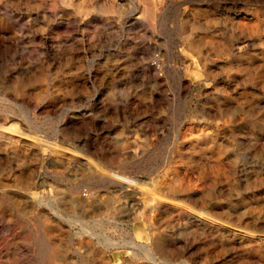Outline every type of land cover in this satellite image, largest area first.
Returning a JSON list of instances; mask_svg holds the SVG:
<instances>
[{"label":"rangeland","instance_id":"374dc122","mask_svg":"<svg viewBox=\"0 0 264 264\" xmlns=\"http://www.w3.org/2000/svg\"><path fill=\"white\" fill-rule=\"evenodd\" d=\"M102 260L264 264V0H0V264Z\"/></svg>","mask_w":264,"mask_h":264},{"label":"bare ground","instance_id":"6f19581e","mask_svg":"<svg viewBox=\"0 0 264 264\" xmlns=\"http://www.w3.org/2000/svg\"><path fill=\"white\" fill-rule=\"evenodd\" d=\"M225 15V14H224ZM244 15V14H243ZM239 19H241V18H239ZM252 20V19H251ZM239 22H241V20L239 21ZM238 23V22H237ZM244 23H246V22H244ZM244 23H240V25L241 26H243V25H245ZM263 24V23H262ZM245 26H247V25H245ZM251 26V25H250ZM254 26L255 27H253V29L254 28H259L261 25L259 24V23H255L254 24ZM248 27H249V25H248ZM251 28H252V26H251ZM251 28H249V29H251ZM223 48H225V47H223ZM228 49V48H227ZM218 52V51H217ZM7 136V135H6ZM13 138V137H12ZM15 138V137H14ZM217 162V161H216ZM199 168V167H198ZM199 173V172H198ZM178 179V178H177ZM176 179V180H177ZM25 183H26V181H25ZM177 183V182H176ZM123 185V184H122ZM172 185V184H171ZM32 186V185H31ZM28 187V186H27ZM41 202V201H40ZM196 207V206H195ZM199 208H202V207H199ZM183 209V208H182ZM142 211V210H141ZM139 212V211H138ZM176 212V211H175ZM204 212V211H203ZM227 212V211H226ZM202 214V213H201ZM172 215V214H171ZM203 215V214H202ZM205 217V216H204ZM185 218V217H184ZM162 219V218H161ZM147 221V220H146ZM199 221V220H198ZM223 229L227 232V234L230 236V235H232V237H235V236H240V233H238L237 231H236V229H233V228H231V227H229V226H227V225H225V226H223ZM151 236H150V241L149 242H151V245L153 246V248L155 249V251H157L158 250V252H160V253H162L163 252V250H165V249H167L168 247H170V246H168V247H166L165 248V244L161 241V237H159V236H156L154 233H153V231L151 232V234H150ZM148 239V238H147ZM147 242V241H146ZM112 243V242H111ZM111 243H110V245H111ZM112 245L113 246H116L117 244H113L112 243ZM133 245L134 246H137V247H140V248H144V247H142V245L141 244H137V243H135V242H133ZM150 245V244H149ZM117 247H118V245H117ZM144 249H146V248H144ZM170 250H171V247H170ZM132 254V253H131ZM56 255V254H55ZM149 255V254H148ZM152 256V255H151ZM107 258V257H106ZM153 259V258H152ZM107 260V259H106ZM118 263V262H117ZM59 264V263H58ZM100 264H109V262H107V261H105V260H102L101 262H100Z\"/></svg>","mask_w":264,"mask_h":264}]
</instances>
